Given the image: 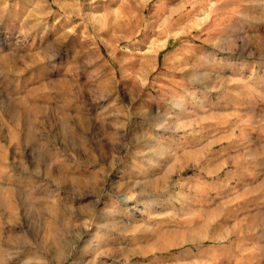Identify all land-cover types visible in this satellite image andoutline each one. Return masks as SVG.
Listing matches in <instances>:
<instances>
[{"label":"clouds","instance_id":"obj_1","mask_svg":"<svg viewBox=\"0 0 264 264\" xmlns=\"http://www.w3.org/2000/svg\"><path fill=\"white\" fill-rule=\"evenodd\" d=\"M0 264H264V0H0Z\"/></svg>","mask_w":264,"mask_h":264}]
</instances>
